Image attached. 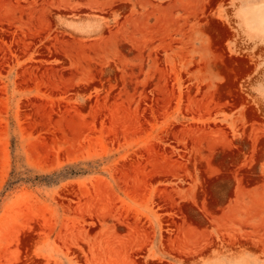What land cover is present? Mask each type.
<instances>
[{
    "label": "rangeland",
    "instance_id": "374dc122",
    "mask_svg": "<svg viewBox=\"0 0 264 264\" xmlns=\"http://www.w3.org/2000/svg\"><path fill=\"white\" fill-rule=\"evenodd\" d=\"M0 264H264V0H0Z\"/></svg>",
    "mask_w": 264,
    "mask_h": 264
}]
</instances>
